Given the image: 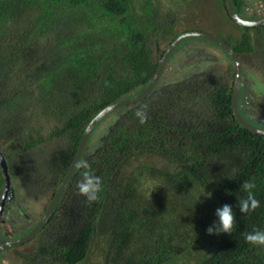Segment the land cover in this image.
<instances>
[{"label": "trees", "instance_id": "16d2710c", "mask_svg": "<svg viewBox=\"0 0 264 264\" xmlns=\"http://www.w3.org/2000/svg\"><path fill=\"white\" fill-rule=\"evenodd\" d=\"M136 1L0 0V148L29 197L51 202L91 120L150 83L158 59ZM233 4L239 11L244 1ZM222 7L230 18L225 0ZM84 20L92 25L81 29ZM114 36L123 53L108 47L119 43ZM248 42L233 49L253 53ZM232 91L212 72L161 80L147 98L101 121L107 129L99 136L95 128L82 157L89 169L77 168L29 264L85 262L102 217L107 264H264V247L243 236L264 230V136L236 121ZM140 108L145 123L135 116ZM46 144L55 147L42 157ZM14 160L25 163L13 169ZM85 170L102 181L93 202L78 194ZM246 180L260 201L250 215L238 207ZM3 187L0 167V197ZM225 204L236 215L234 233L209 235Z\"/></svg>", "mask_w": 264, "mask_h": 264}, {"label": "rangeland", "instance_id": "374dc122", "mask_svg": "<svg viewBox=\"0 0 264 264\" xmlns=\"http://www.w3.org/2000/svg\"><path fill=\"white\" fill-rule=\"evenodd\" d=\"M243 1L242 13L245 14V18L255 20L264 16L263 3L257 0ZM134 5L137 9L135 13L136 18H139L138 25L152 42L151 44L156 59L160 58L162 51L165 50L177 34L192 30L207 32L228 43H232L231 45L233 46H236L240 42V44H242V41L246 37H249L248 44H251L254 50H261L264 52V28L241 29L231 21L225 13L222 7V0H137ZM149 6L153 8V13L150 16L147 14L146 10V7ZM104 22H106V19H104ZM87 23L88 22L85 21L81 29H85L89 25H92V23ZM99 23L102 24V22ZM116 31L118 33L121 32L120 29H116ZM111 33L112 32L109 34ZM123 34V32L120 33L121 36H123ZM110 40L119 42L118 44H109L108 47L110 50L113 53L116 52L118 50L114 48L116 45L120 49L118 51L123 53L125 47L123 40H120L118 36H114ZM194 41L200 44H186V42L192 43ZM186 42L184 41L169 59L163 73V81L169 82L183 77L197 75L205 78L209 72H212L216 77H224L228 85H233L235 66L231 58L224 51L215 44L203 43L205 41H201V39L190 38ZM196 48H200L202 52L208 53V55L192 56V54L197 51ZM185 56H188L187 59ZM188 60L190 63L187 62ZM255 61H257L255 58L250 57V59H244L243 63L250 73L258 75L256 73L259 72V70L252 65L253 62L259 63ZM258 76L264 80V75ZM262 93L263 95L257 97L260 103L259 112L257 113L259 116H255L253 113H251V115L244 113L248 116L252 124L259 127H264V92ZM111 116L112 115H110L109 118ZM106 123L107 122L97 127L96 134L99 136L104 134L107 129L105 127ZM91 145L92 147H96V144ZM54 147V144H52L51 148L50 145L47 146L46 144L40 148L39 151L41 152L38 153L42 157H48L47 153L52 152ZM23 163L25 162L22 160H14L12 163L14 165L13 169L16 168L19 170ZM25 183L26 181L22 176H16V184L19 190L17 194L20 200L18 201V206H13L15 209L13 214L18 216L19 219H17L16 224H12L15 226L16 230L19 229V232L21 229L25 231L32 229L50 204V195H40L38 198L35 197L36 199L26 195L27 188ZM100 221L101 227L93 237L89 256L86 261L81 264H107L109 258L106 251L108 248V237L104 230L106 221L103 217ZM37 239L24 246L3 253L0 258V264H29L28 258L33 253V250L37 249V244L39 242Z\"/></svg>", "mask_w": 264, "mask_h": 264}, {"label": "water", "instance_id": "95a60500", "mask_svg": "<svg viewBox=\"0 0 264 264\" xmlns=\"http://www.w3.org/2000/svg\"><path fill=\"white\" fill-rule=\"evenodd\" d=\"M225 6L227 9V12L232 19V21L237 24L240 27L244 28H258L264 26V16L261 18H257L255 20L247 19L243 16H241L237 10L234 7L233 0H225ZM190 38H196L201 39L204 41L211 42L215 44L217 47H219L222 51H224L232 60L235 66V80H234V86H233V93H232V112L236 119V121L246 130L250 131L253 134L264 136V127H259L248 120H246L241 112H240V106L238 105V98H239V89H240V82H241V74H242V63L238 56V54L235 52L233 47L228 44L226 41L209 34L204 31H187L179 34L168 46V48L165 50L164 54L160 57L158 61V66L151 78L150 83L143 88L139 93L132 95L130 97L121 99L107 107H105L102 111H100L87 125L86 129L84 130V133L82 135L78 150L76 152V155L64 177L62 180L57 192L55 193L53 199L51 200L49 206L47 207L45 213L42 215L41 219L37 222V224L33 227V229L24 237L15 240L3 243L0 245V254L5 250H10L13 248H16L18 246H21L33 238H35L41 230L45 227V225L48 223L50 218L52 217L53 213L55 212L57 206L59 205L65 190L67 186L69 185V182L71 181L74 173L76 172L78 165L80 161L82 160V157L84 155V152L87 148V144L89 142V139L95 130V128L98 126V124L103 121L106 117H108L110 114L114 113L117 110H120L122 108L134 105L143 99L147 98L157 87L159 82L162 79L164 70L167 66V63L174 53V51L177 49V47L183 43L184 41L190 39ZM0 167L2 169V173L4 176V187H3V193L0 199V219L2 217L3 208L5 205V201L7 198V195L9 193L10 185H11V176L9 172V166L6 161V158L0 148Z\"/></svg>", "mask_w": 264, "mask_h": 264}, {"label": "flooded vegetation", "instance_id": "af4514ba", "mask_svg": "<svg viewBox=\"0 0 264 264\" xmlns=\"http://www.w3.org/2000/svg\"><path fill=\"white\" fill-rule=\"evenodd\" d=\"M242 9L243 8L241 7L239 9V11L237 9L236 10H237V12L241 16L245 17V14L242 13ZM258 28H261V27H258ZM258 28H251V29H258ZM179 34H181V33H179ZM201 41H204V40H201ZM171 42L169 43V45L171 44ZM203 43H205V44H213V43L208 42V41H205ZM186 44H200V43H197V41H194L192 43L191 42H186ZM228 44H232V43H228ZM180 45H182V43ZM168 46L165 48V50L168 48ZM196 49H197V51H195L194 54H192V56H194V57L196 56L197 57L199 55L200 56H206V55H208V53L202 52L200 50V48H196ZM165 50L162 51L161 56L164 54ZM172 56H173V54H172ZM188 56H190V55H188ZM188 56H185V58L187 59ZM238 56H239V58L241 60V63H242V74H241V82H240V89H239L238 105L240 106V112H241L242 116L246 120H248L250 122V119L244 113H247L249 115H251V113H253L255 116H259L257 113L259 112L260 103H259V100L257 99V97H260L261 95H263L262 92H264V80H263V78H261V77L258 76V75H264V52H262L261 50H258V51L257 50H254L253 53H243V54H238ZM250 57L255 58L257 60L255 62H259V63H254L253 62V64H252L257 70H259V72L256 73L258 75H255V74L250 73L246 69V66L243 63L244 59H247V58L250 59ZM159 59H158V61H159ZM187 62H189V60ZM234 80H235V72H234V79H233L232 90H233V86H234ZM232 93H233V91H232ZM10 176H11V185H10L9 193L7 195V198H6V201H5V205H4V208H3L2 217L0 219V245H2L3 243H6V242L18 240V239L24 237L25 235H27L33 229L32 228V229L26 230V231L23 230V229H21V231L19 232L18 231L19 229L16 230L15 229V226L13 225V224H16L17 223L16 222L17 219H19L18 216H16V215L13 214V212L15 211V209L13 208V206H18V201L20 200V197L17 194V193H19V190H18V187H17V184H16V177L12 176L11 174H10ZM2 193H3V189H2ZM26 195H27V193H26ZM1 196H2V194H1ZM0 199H1V197H0ZM26 216H27V214H26ZM39 234L37 236H39ZM37 236L35 238H33L32 240H30L29 242H27V243H25V244H23L21 246H24V245H26V244H28V243L36 240L37 239ZM18 247H20V246H18ZM18 247H16V248H18ZM13 249H15V248H13ZM13 249L3 251L0 254V258H1V256H2L3 253H7V252H9V251H11Z\"/></svg>", "mask_w": 264, "mask_h": 264}, {"label": "clouds", "instance_id": "9594fccd", "mask_svg": "<svg viewBox=\"0 0 264 264\" xmlns=\"http://www.w3.org/2000/svg\"><path fill=\"white\" fill-rule=\"evenodd\" d=\"M237 25V24H236ZM135 116L141 123L147 121V113L143 108L137 109ZM78 167L89 169L90 165L86 160L80 161ZM82 179L77 183L78 194L85 197L87 201L97 200L99 193L102 191L101 178L92 174L90 171L81 173ZM246 196L238 200L239 211L242 215H250L260 207V201L253 194L256 184L253 181H244L240 185ZM218 220L208 227L209 235L233 234L236 226V215L231 205L225 204L216 209ZM245 241L253 246L264 247V230L254 228L251 232L243 233Z\"/></svg>", "mask_w": 264, "mask_h": 264}]
</instances>
